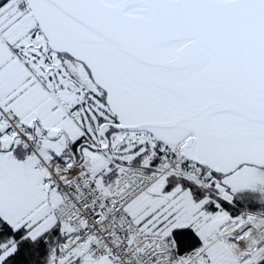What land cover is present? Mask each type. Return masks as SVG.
I'll return each mask as SVG.
<instances>
[{"label":"snow or ice","instance_id":"snow-or-ice-1","mask_svg":"<svg viewBox=\"0 0 264 264\" xmlns=\"http://www.w3.org/2000/svg\"><path fill=\"white\" fill-rule=\"evenodd\" d=\"M245 189L264 0H0V264H264Z\"/></svg>","mask_w":264,"mask_h":264},{"label":"trees","instance_id":"trees-1","mask_svg":"<svg viewBox=\"0 0 264 264\" xmlns=\"http://www.w3.org/2000/svg\"><path fill=\"white\" fill-rule=\"evenodd\" d=\"M234 209L236 211H256L264 209V199H261L257 193L252 192H239L235 196Z\"/></svg>","mask_w":264,"mask_h":264},{"label":"rangeland","instance_id":"rangeland-1","mask_svg":"<svg viewBox=\"0 0 264 264\" xmlns=\"http://www.w3.org/2000/svg\"><path fill=\"white\" fill-rule=\"evenodd\" d=\"M249 190L252 193H257L260 196L261 199H264V191H260L259 189H257V190L249 189Z\"/></svg>","mask_w":264,"mask_h":264},{"label":"crops","instance_id":"crops-1","mask_svg":"<svg viewBox=\"0 0 264 264\" xmlns=\"http://www.w3.org/2000/svg\"><path fill=\"white\" fill-rule=\"evenodd\" d=\"M11 179H12L13 183H15V172H14V169H13V171H12V173H11ZM243 191H244V192H250L249 189H245V190H243ZM243 191H241V192H243Z\"/></svg>","mask_w":264,"mask_h":264}]
</instances>
